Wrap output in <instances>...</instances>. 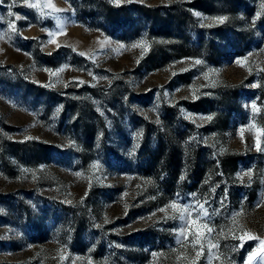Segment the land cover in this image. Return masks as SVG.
Returning <instances> with one entry per match:
<instances>
[{
  "label": "rangeland",
  "instance_id": "374dc122",
  "mask_svg": "<svg viewBox=\"0 0 264 264\" xmlns=\"http://www.w3.org/2000/svg\"><path fill=\"white\" fill-rule=\"evenodd\" d=\"M0 17V264H248L264 0H4ZM173 201L210 218L180 239Z\"/></svg>",
  "mask_w": 264,
  "mask_h": 264
},
{
  "label": "snow or ice",
  "instance_id": "6c2138e0",
  "mask_svg": "<svg viewBox=\"0 0 264 264\" xmlns=\"http://www.w3.org/2000/svg\"><path fill=\"white\" fill-rule=\"evenodd\" d=\"M3 2H4V0H0V4H3ZM115 2L119 3V0H115ZM28 6L36 7V5H34V4H30ZM47 6L53 7V5H51V4H49ZM9 15L13 16L15 14L12 13L11 11H9ZM197 15H199V14L197 13ZM0 19H2V17H0ZM16 19L17 20L21 19V17L16 16ZM225 19H226V17H222V16L221 17H215V18H213V22L214 23H222ZM8 27L13 32L16 31L14 23L9 22ZM196 63L199 64V63H201V61L197 60ZM59 71H62V69L57 70V73H54V74H58ZM252 107H253V109H255L256 105L253 104ZM208 119H211V117H208ZM157 123H159V121H157ZM241 131H243V130H241ZM93 167H96V165H93ZM170 207L172 209V214H171L170 218L178 219L179 221L182 222L181 227H179V229L174 230L176 232V234L178 235V238H180V239H187V237L185 236V228L190 227L191 224L196 223L195 220L189 219L192 215V212H195L197 218H199V219H203V220L207 221L210 218L209 213L206 211V209L203 207V205H200L198 203L195 205H183V206H181L176 201H173L171 203ZM190 209H191V211H189ZM160 211L166 212V209H160ZM166 215H168L167 212H166ZM204 227L206 228L207 234L210 235L212 233L213 229L208 227L207 223L204 224ZM190 235L193 236V246H195V244L198 242L197 237H199L201 234L197 231V232L190 233ZM241 239H243V238H241ZM248 239H257L258 240L259 238L248 235ZM260 244L262 245V247H260L256 250L252 251L251 253H249L248 264H252L253 261H257V264H264V240H260ZM211 247H217V246L212 245Z\"/></svg>",
  "mask_w": 264,
  "mask_h": 264
},
{
  "label": "trees",
  "instance_id": "16d2710c",
  "mask_svg": "<svg viewBox=\"0 0 264 264\" xmlns=\"http://www.w3.org/2000/svg\"><path fill=\"white\" fill-rule=\"evenodd\" d=\"M181 24H182V19L180 18V15L174 16L172 24L170 23V25H175V26H179ZM156 145H157L156 148H157L158 153H162L167 147V144L163 141V138L158 139ZM167 158H168L167 163L169 164L170 171H175L176 170V163H175V161H172L171 152H170V154H168ZM235 162H236V159L233 158V162H232L233 165ZM198 174H199V172L194 173L192 178L198 176Z\"/></svg>",
  "mask_w": 264,
  "mask_h": 264
}]
</instances>
